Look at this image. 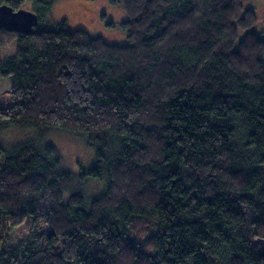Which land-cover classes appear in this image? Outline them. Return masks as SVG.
<instances>
[{
  "label": "trees",
  "instance_id": "16d2710c",
  "mask_svg": "<svg viewBox=\"0 0 264 264\" xmlns=\"http://www.w3.org/2000/svg\"><path fill=\"white\" fill-rule=\"evenodd\" d=\"M30 2L41 6L31 34L0 29V48L16 41L0 58V79L12 78L0 129L82 135L95 162L81 183L105 190L87 203L53 146L0 147V264H264L255 10L244 0H110L127 18V45H114L64 24L41 28L54 0L0 5ZM49 190L55 205L42 222Z\"/></svg>",
  "mask_w": 264,
  "mask_h": 264
},
{
  "label": "rangeland",
  "instance_id": "374dc122",
  "mask_svg": "<svg viewBox=\"0 0 264 264\" xmlns=\"http://www.w3.org/2000/svg\"><path fill=\"white\" fill-rule=\"evenodd\" d=\"M247 8L255 10L257 14L256 26L254 29L264 39V0H244ZM41 6L34 3L24 4L21 9L32 11L39 10ZM104 15V17H103ZM126 14L118 4H112L110 0H54L50 13L46 15L39 26L43 29H53L64 24L68 30H83L93 37H102L107 43L114 45H127V34L118 25L126 20ZM108 22H114V27H108ZM16 51V41L0 48V58L12 57ZM12 78L0 79V106L5 107L11 104L10 86ZM23 144H34L40 148L53 146L60 158L58 170L70 173L73 176L75 191H80L86 202L99 197L105 190V182L88 179L81 183L82 171L88 170L95 162V150L90 148L84 137L60 130H47L40 134L37 128L6 126L0 129V147L6 153L14 151ZM103 188V189H102ZM52 191H47L40 201V220H47L50 210L54 207L51 196ZM69 194H66L68 196ZM90 198V199H89ZM31 221H26L14 231L11 242L18 243L28 233ZM39 232L41 244L51 234V228L44 223ZM191 263V260L188 262Z\"/></svg>",
  "mask_w": 264,
  "mask_h": 264
},
{
  "label": "water",
  "instance_id": "95a60500",
  "mask_svg": "<svg viewBox=\"0 0 264 264\" xmlns=\"http://www.w3.org/2000/svg\"><path fill=\"white\" fill-rule=\"evenodd\" d=\"M38 16L32 11L14 10L10 6L0 5V29L8 32L31 34L38 25Z\"/></svg>",
  "mask_w": 264,
  "mask_h": 264
}]
</instances>
